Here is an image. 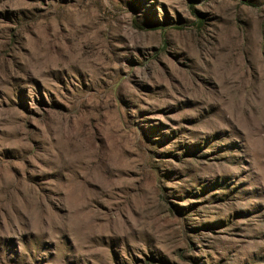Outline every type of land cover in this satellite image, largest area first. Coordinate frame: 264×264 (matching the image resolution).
Instances as JSON below:
<instances>
[{
	"label": "rangeland",
	"instance_id": "obj_1",
	"mask_svg": "<svg viewBox=\"0 0 264 264\" xmlns=\"http://www.w3.org/2000/svg\"><path fill=\"white\" fill-rule=\"evenodd\" d=\"M0 264H264V0H0Z\"/></svg>",
	"mask_w": 264,
	"mask_h": 264
}]
</instances>
